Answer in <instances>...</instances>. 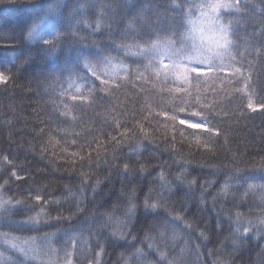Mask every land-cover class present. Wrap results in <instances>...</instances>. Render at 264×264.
<instances>
[{"label": "snow or ice", "instance_id": "snow-or-ice-1", "mask_svg": "<svg viewBox=\"0 0 264 264\" xmlns=\"http://www.w3.org/2000/svg\"><path fill=\"white\" fill-rule=\"evenodd\" d=\"M131 3L132 0H75L70 5L74 23L69 32L54 29L53 36L46 39L40 31L41 26L36 25L28 33L29 40L43 41L53 52L55 45L66 36L86 44L90 37L105 33L113 50L136 59L128 63L92 39L91 44L97 48L95 54L82 56L67 74L50 75L51 82L46 89L55 116L43 122L46 127H38L39 155L47 158L51 152L53 157L64 159L69 165L68 171H78L80 188L73 191L65 185L67 195L64 199L70 200L65 207L60 200L48 198L47 187L33 186L35 177L29 168L19 165L9 155L0 154L2 226L10 230L30 226L31 230L39 232L42 226L52 222L58 226L59 222L79 214L89 215L84 182L96 177L91 186L93 194L102 183L93 165L99 167L102 160L109 163V156L114 165L119 149L131 144L135 156L121 162L120 170L129 174L146 172L153 165L141 155L145 151L142 141H154L159 129L164 130V150L175 153L184 164L192 162L184 154L185 145L189 154L195 147L215 155L218 147L229 143L231 119L237 115L230 106L220 102L230 92L238 94L236 100L240 101L241 108L257 110L253 102L255 85L251 82L258 61L264 70V0H161L159 5L149 2L128 21L117 40L112 36L111 23ZM66 7H69L68 0H52L46 18L54 21ZM90 9L96 11L94 21L88 18ZM149 10L154 19L146 15ZM249 23L256 24L259 29L252 38L244 27ZM14 47L16 41L0 33V48ZM25 62L11 60L10 67L0 69V85L7 86L14 81ZM105 98L107 102L100 103ZM257 103L264 111V96ZM129 104L131 107L127 106ZM87 110L99 117L102 121L99 126L95 120L82 118ZM30 147L32 151L37 149V145ZM57 147L59 153L66 155H59ZM246 167L264 174V156ZM159 168V190L150 187L143 199L144 209L156 214V219L142 240L137 242L130 228L136 215V190L125 193L122 187V195L127 196L123 217L103 213L105 219L98 222L94 234L64 233L60 239V233L52 232L38 237H17L11 231L0 232V244L7 245L21 257L13 260L0 252V264H74V258L86 259L87 264H102L106 242L102 233L106 229L110 230L109 237L113 240L132 241L120 253L118 264H186L193 252L199 258L201 244L192 243L190 230L198 231L202 242L209 239L208 233L195 227L192 220L181 214L182 209L171 205L173 184L167 179L163 162ZM243 171L238 164L233 165L231 175L213 196V203L232 197L233 208H236V200L250 197L256 214L252 215L253 208L248 213L229 210L227 214L234 225L231 232L238 241L264 239V183L254 182L257 179L254 175H237ZM260 179L264 180V175ZM175 181L178 185L186 184L189 189L196 184V179L189 178L183 164L178 168ZM213 183V180L206 181L201 191H206ZM13 187L16 189L14 195H8ZM200 203H206L203 195ZM183 207H187V200ZM161 209L166 213L163 217ZM13 214L27 218L13 220ZM216 227L220 228L221 224L217 222ZM214 254L213 250L208 251V255ZM212 264L228 262L226 259L213 260Z\"/></svg>", "mask_w": 264, "mask_h": 264}, {"label": "trees", "instance_id": "trees-1", "mask_svg": "<svg viewBox=\"0 0 264 264\" xmlns=\"http://www.w3.org/2000/svg\"><path fill=\"white\" fill-rule=\"evenodd\" d=\"M149 2L153 5L161 4V0H132L130 5L120 11L118 17L111 23L113 38L118 40L128 21ZM45 3L46 0H38V3H29V0H4L3 3H0V20H6L7 16H16L19 24L15 26L0 24V33L16 37L21 27L40 15L42 6ZM146 15L154 19L151 10ZM88 18L91 21L96 19L94 9L89 10ZM244 27L249 38H252L254 32L258 33L259 31L258 26L254 23H249ZM84 35H88L87 29L84 30ZM92 39L100 47L110 51L112 55L119 54L120 58L128 63L136 59L134 56H124L123 53L113 50L107 35L98 33L94 37H90L89 42L85 44L90 49H79L78 46L66 47L58 61L33 60L26 64L23 70L20 69L16 73L14 81H10L7 86L0 85V154L9 155L15 158L19 165L29 168L35 177V185L33 186L47 187L48 198L50 200H60L65 207L70 203V200L64 199L67 195L65 185L70 186L73 191H77L80 188L81 177L76 170L68 171L69 165L65 160L53 157L51 152L47 154V158H42L39 155L38 146L41 137L37 135V130L38 127H46L43 122L50 121L55 116L52 111L54 105L49 102V93L46 89V85L51 82V77L47 73L59 63L62 74H67L76 65L74 54H78L79 51H87L91 55L95 54L97 48L91 44ZM18 51V47L0 48V69L10 67L11 56L9 54ZM254 68V78L251 83L255 85L256 95L253 97V102L257 110L252 111L247 107L241 108L240 101L236 100L238 94L230 92L226 97L221 98L220 102L225 106H230L237 115L231 119L229 143L223 145V147H218L215 155L206 153L202 149L197 150L195 147H192L191 154H189L188 147L185 145L184 154L192 162L184 164L182 160L177 158L175 153L164 150V140L162 139L164 130L159 129L154 134V141L147 139L142 141L145 151L141 155L146 162L150 161L153 165L146 172L129 174L120 170L119 164L121 162L135 156L131 144H125L119 149V158L114 165L110 162V156L109 163L102 160L99 167L93 165V170L102 183L93 194L91 186L94 184L96 177L94 176L84 182L87 185L84 192L87 197V209L90 210L89 215L79 214L71 220L59 222L58 226L56 222H52L42 226L39 232L31 230L30 226H25L23 230H10L2 226L3 222H0V232L11 231V234L17 237H38L45 232H52L60 233V239H63L64 233H82L84 236H88L90 232L94 234L96 227L99 226L98 222L105 219L103 213H112L116 218L123 217L124 209L127 207V196L121 193L123 187L125 193L130 192L132 189L136 190V215L130 228L132 233L136 235L138 242L143 239L145 232L152 227L153 221L156 219L154 213L146 215L143 199L150 187L159 190L157 177L160 171L159 165L163 162L167 179L173 184L174 189L173 193L170 194L171 205L178 210L182 209V215L192 220L195 227L206 230L208 233L209 239L202 242L198 238L199 232L190 230L191 240L194 243L201 244V259L204 264H212L213 260L222 259H227L229 264H264V252L261 251L264 248V239L253 238L247 240V246L235 254L226 255L230 252V247L218 251L221 241L234 227L227 214L229 210L248 213L249 209L253 208L252 215L256 214L251 198L249 197L244 201L236 200V208H233L232 197L213 203V196L216 195V191L228 175H231L233 165L238 164L239 167L244 169L242 173H237V175H254L257 177L254 182L264 183V180L260 179L264 174L246 167V164L255 163L264 156V111L259 108L257 103L264 96V70L261 69L259 61L254 65ZM129 92L131 94V89ZM100 95L104 96V94ZM106 102V98L100 101V103ZM127 106L131 107L130 104ZM98 111H103V108H98ZM82 118L85 121L95 120L97 126L102 123L99 117L90 110L85 111ZM224 119L228 120L230 117H224ZM153 126L155 127V124ZM105 127L107 128V125ZM225 127H228V125H225ZM108 130L111 131V129ZM188 131L193 130L189 129ZM220 143L223 144L222 141ZM31 145H37L36 151H32ZM57 152L61 156L66 155L59 153L58 147ZM182 164L188 169L189 178L194 177L196 179V184L192 185L191 189L186 184L178 185V182L175 181L178 168ZM40 169L44 171L41 172ZM209 180H213L214 183L202 192L205 182ZM240 183L242 184L243 181H240ZM15 191L16 189L13 187L12 192H9L8 195H14ZM201 195L206 200L203 205L200 203ZM185 200H187V207H183ZM48 207L53 208L52 205ZM53 214H55L54 211ZM67 214L65 212V215ZM165 215L166 213L161 209L160 216ZM26 218V216L15 214L11 216L13 220ZM217 222L221 224L220 228L216 227ZM109 231V229H106L102 233L106 241L102 264H118L120 253L132 241L113 240L109 237ZM92 243L95 244V235H93ZM56 246L59 247V244ZM210 249L213 250L214 255H208ZM0 250L4 249L0 247ZM9 255L13 260L21 259L17 252ZM74 264H87V260L74 258Z\"/></svg>", "mask_w": 264, "mask_h": 264}, {"label": "clouds", "instance_id": "clouds-1", "mask_svg": "<svg viewBox=\"0 0 264 264\" xmlns=\"http://www.w3.org/2000/svg\"><path fill=\"white\" fill-rule=\"evenodd\" d=\"M52 0H46V3L42 6V11L40 15L36 18H34L30 23H26L23 27L20 28L19 33L16 37H11L16 41V47L19 48V51L16 53H10L11 60H15L17 63L24 62L23 67L21 68L23 70L24 66L28 63H30L33 60L42 59L45 61H58V58L61 56L62 52L65 50L66 47L71 48L73 46H78L79 49H90L85 44H80L79 42L73 41L70 37H65L64 39L60 40L55 45V51L53 52L51 47L44 43L43 41L37 40L33 42L32 40L28 39V33L31 31V29L36 26L40 25V31L44 33L46 39H50L53 36V30H59L62 32H69L71 25L74 23V20L71 16V7L70 5L73 2V0H68L69 7H66L61 16L56 18L54 21L47 19V9L50 5ZM29 3H38V0H29ZM6 20H0V24L8 25L11 24L13 26L18 25L19 21L16 16H7ZM10 21V23H9ZM82 56H91L90 53L87 51H79L78 54H74V59L78 63L80 58ZM76 63V64H77ZM53 73H61L62 70L60 68L59 63L53 68V70L49 71L47 75H51ZM146 215L151 214L152 212L146 211ZM234 241H235V247H234ZM193 244L194 241H192ZM247 246V240L244 241H238L236 238L232 235V232L230 231L228 235L224 237V240L221 241L220 249L218 251H223L226 247H230V252L226 253V255H231L238 253L240 250H242L244 247ZM262 252H264V248L261 249ZM227 260V259H226ZM228 264L229 261L227 260ZM186 264H204V261L201 259V256L197 258L195 253L189 255Z\"/></svg>", "mask_w": 264, "mask_h": 264}, {"label": "rangeland", "instance_id": "rangeland-1", "mask_svg": "<svg viewBox=\"0 0 264 264\" xmlns=\"http://www.w3.org/2000/svg\"><path fill=\"white\" fill-rule=\"evenodd\" d=\"M0 247H2L4 250H0V252H3L5 257H10V253L16 252L15 250L10 249L7 245L0 244Z\"/></svg>", "mask_w": 264, "mask_h": 264}]
</instances>
